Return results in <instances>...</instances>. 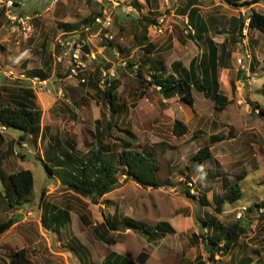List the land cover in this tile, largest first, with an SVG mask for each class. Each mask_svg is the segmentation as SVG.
I'll return each instance as SVG.
<instances>
[{"label": "rangeland", "instance_id": "rangeland-1", "mask_svg": "<svg viewBox=\"0 0 264 264\" xmlns=\"http://www.w3.org/2000/svg\"><path fill=\"white\" fill-rule=\"evenodd\" d=\"M17 1L13 12L29 16L34 32L28 38L13 32L6 9L1 11L4 4H0V108L9 102L8 93L22 91L20 82L30 69L46 68L48 62L54 78L51 84L31 85L36 93L33 100L42 111L41 125L49 127L42 146L38 145L39 138L35 147L29 145L27 149L14 143L12 134H21L17 129L9 128L1 135L0 177L30 169L35 183L32 193L23 198L10 190L15 208H11L6 197H0V201L4 200L0 222L16 213L22 216L0 236V264H9L12 255L21 248L27 249L32 264H94L111 250L134 260L144 258L145 264H264V211L256 206L264 203V114L258 109V106L264 109V32L248 28L247 35L237 31L232 36L230 31L235 19L242 17L247 23L251 13L264 14V0H247L252 3L240 6L226 0H200L201 14L210 26L208 37L218 49L226 40V47L233 54L232 61L225 55L219 57L218 66H212L208 75L211 83L213 72L217 74L220 92L230 100L222 111H217L212 99L196 89L191 107L179 95L167 99L155 85L139 82V68L150 80L147 66L152 60L164 73L163 66L170 72L174 60L189 66L192 58L201 59L209 51L207 38L190 37L194 33L177 16L180 14L177 9L185 0ZM98 14H102L104 21L105 16L110 17L111 25L96 23V19L91 26L83 24L86 18H97ZM66 26H72L73 30L67 31ZM143 37L154 44L151 53L140 43ZM83 38L90 44L89 56L85 54L82 58L88 78L85 85L70 75L69 53L74 46L62 45L68 40L84 42ZM106 79L120 82L116 97L124 107L123 112L112 113L106 102ZM92 81L98 87H93ZM141 90L146 94L136 98ZM112 114L113 127L108 129ZM176 120L188 127L185 135L174 134ZM126 129L136 135L137 146L158 159L161 165L158 177L163 184L160 188L143 187L128 179L124 169L119 168L122 185L95 203L68 189L45 166L49 143L54 144L47 141L49 137L60 140L57 155L68 152L76 162L75 157L81 158L98 144V133L103 134L105 143H112L124 138ZM221 135L224 140L211 143L212 136ZM69 144H74L75 149L71 151ZM206 145H210V157L203 162L194 160L199 149ZM28 149L32 152L28 153ZM191 182L193 187L189 185ZM224 182L239 183L242 195L217 208L214 196L223 194ZM187 188L191 194L196 190L197 197L206 196L208 205L185 195ZM44 203L69 211L71 220L60 231L46 228L42 222ZM114 215L151 226L169 221L175 232L153 237L124 225L116 229L106 225V230L100 227L95 231L96 225ZM204 220H209V228ZM236 223L243 225L245 233L229 253L219 252L211 259L212 248L223 246L225 240L221 237L215 247L209 246L204 238L223 236L216 227L227 228ZM76 240L89 253L84 250L79 253Z\"/></svg>", "mask_w": 264, "mask_h": 264}, {"label": "trees", "instance_id": "trees-1", "mask_svg": "<svg viewBox=\"0 0 264 264\" xmlns=\"http://www.w3.org/2000/svg\"><path fill=\"white\" fill-rule=\"evenodd\" d=\"M198 0H189L190 6L197 4ZM228 3L233 5H247L251 4V1L247 0H226ZM18 2L16 3V6ZM196 12L198 9L193 8ZM4 7H1V11H4ZM18 14V13H16ZM21 16L22 14H18ZM101 16L102 14H98ZM249 27L251 29H257L264 32V14L259 12L251 13L248 17ZM96 16H89L83 22L85 26H91L94 23ZM245 18L239 17L235 19V25L230 26V31L232 36H235L237 31L242 34L243 28L245 26ZM205 31L208 34L209 29L206 24H203ZM144 27H146L144 25ZM201 28V25H200ZM67 31H72V26H66ZM82 36H85L86 32H82ZM197 34V30L195 31ZM195 34H189L190 37L196 38ZM147 37L140 39V43L145 46L146 50L151 53L155 48L150 42H146ZM83 51L88 53L90 44L87 40H84ZM207 41L209 44L210 55L204 56L202 60L194 58L188 67L184 66L181 61H174L171 64V71L168 73L166 68H164V73H160V68L157 67L156 71L150 72V80H146V75L141 68L138 70V76L140 78V83L155 85L159 87L163 96L167 99H171L180 95L181 99L185 101L191 107L194 106L195 99L193 96V89L204 93L210 97L214 103V108L217 111L224 110L230 103V100L226 95L220 92V83L218 76L213 72L212 82L210 83V78L208 75L210 68L212 66H218L221 56L224 54H229L226 51L227 41L225 40L221 44V54H218V46L215 44L212 38L207 36ZM79 43L75 41V44ZM46 68H33L28 71L26 79L21 80L20 84L23 86L20 92H11L9 94V102L0 108V124L6 125L8 128L17 129L21 132L20 138L18 139L19 145L23 142H34L37 144L38 138L45 136L44 130L41 126L42 111L37 106L36 102L33 100L36 98V93L32 89V79L34 77H39L42 81H47L51 77L52 67L48 62L45 63ZM130 65H133L129 62ZM110 68V67H109ZM79 80V83L85 85L88 81L85 72H80L78 76L75 77ZM85 79V81H80ZM104 98L109 104L112 113L123 112L122 106L117 102L116 91L119 87L120 82L117 79H112L111 82L106 79ZM93 87H98L93 81L90 83ZM145 91L141 90L135 97H143ZM261 113L264 114V109L258 106ZM113 114L108 123V129L113 127ZM188 127L180 120H176L173 126V132L176 136H183L187 133ZM126 136L124 138H119V140H114L112 143H105L103 141V134L100 132L97 134L96 138L98 144L92 146L87 153L83 154L81 158H77L76 162L70 153L62 151L61 156L57 155L56 151L59 149L60 140L55 138H50L54 141V144L49 143V149L45 156V166L51 174L58 175L61 178V182L73 192L83 196L89 197L93 202L97 203L100 198L104 195L112 192L113 190L119 188L122 183L119 179L118 172L119 168L124 169V173L127 174L128 179H133L143 187L160 188L163 186L162 182L158 177V172L161 165L158 159L154 158L152 152L146 151L136 145L135 141L137 139L136 135L130 130H125ZM225 139V136H212V144L220 142ZM56 142V143H55ZM57 146V147H56ZM71 151L75 149L74 144H69ZM211 155L210 145H206L199 149L194 157V160L203 162ZM49 159V160H48ZM54 165L51 168L49 163ZM243 176H240L239 180H242ZM12 191L19 198L26 197L32 193L34 188V174L31 170H20L18 172L12 173L9 176ZM224 181H227L224 179ZM224 192L220 196H214V200L217 204V208L226 201L234 202L242 195V188L239 183L229 184V182H224ZM185 195L192 198H199L200 203L203 205H208L205 200L206 196L197 197L195 194H191L190 189L187 188L184 191ZM9 205L11 208H15L12 201L11 194H7ZM50 205V204H49ZM51 206V205H50ZM257 207H264V203L256 204ZM47 208L46 216L43 218L44 223L53 224L51 229L60 231L62 227L66 225L67 222L71 220V216L68 210L58 209L56 206H51ZM65 217V220L62 218ZM22 219V216L18 213L13 214L6 221L0 222V236L7 231H9L16 223ZM113 229L118 228L120 225H124L128 229H138L143 231L145 234L153 237H164L167 234H172L175 232L174 227L168 221H161L155 226H151L148 223L136 220L130 217L118 218L114 215L113 220H105ZM204 224L209 228V220H204ZM215 228V226H214ZM221 229L223 236L214 235L206 236L205 241H208L209 246H218L221 237L225 240L223 246L217 247V249L211 250V259H214L216 253L222 252L223 254L229 253L233 246L238 243L239 238L243 233H245V228L242 224L236 223L232 226L224 228L222 226L216 227V229ZM205 234H202V236ZM75 245L79 247L83 253L82 244L76 240ZM85 254L87 252L84 250ZM9 264H32V260L28 254L26 248H21L15 251L12 255ZM98 264V263H94ZM102 264H145L144 258L130 259L122 254L115 251H111L104 258Z\"/></svg>", "mask_w": 264, "mask_h": 264}, {"label": "crops", "instance_id": "crops-1", "mask_svg": "<svg viewBox=\"0 0 264 264\" xmlns=\"http://www.w3.org/2000/svg\"><path fill=\"white\" fill-rule=\"evenodd\" d=\"M139 6H140V2H139ZM200 0H198L197 1V4L196 5H194V6H190V3H189V0H185L184 1V3H183V6L180 8H178L177 9V11L179 10V13L180 14H178L177 16L179 17V18H183L184 19V21L186 22V25L187 24H189L191 27H192V29L194 30V34H195V31L197 30V34H195V39H202L203 40V38H207L206 36H208V34L206 33V31H205V27L203 26V24H206L207 26H208V29L210 28V26H209V24L207 23V19L206 18H203V16H202V14H201V11H200ZM194 7H196L197 9H198V12H196V14H195V11H194ZM130 18L131 19H134L132 16H130ZM200 25H201V28H200ZM143 27H144V25H143ZM145 29L147 28V27H144ZM208 32H210V29H209V31ZM69 34H71L72 32H68ZM139 35V34H138ZM69 41V40H68ZM75 41H77V40H75ZM74 41V42H75ZM88 41V40H87ZM225 41V40H224ZM146 42H148V41H146ZM151 43V42H150ZM152 45H154V44H152ZM223 49V47L221 48H219V51H218V54L220 55L221 54V50ZM153 50H155V48L153 49ZM226 51L229 53V54H224L225 56H228V57H230L231 58V61H232V56H233V54L227 49V47H226ZM208 55H210V49H209V51L207 52V53H203L202 54V58L205 56H208ZM223 55V56H224ZM89 56V55H88ZM194 58H197V57H194ZM194 58H192V60L194 59ZM202 58L201 59H199V58H197L198 60H202ZM191 60V61H192ZM174 61H179V60H174ZM173 61V62H174ZM190 61V62H191ZM172 62V63H173ZM220 62V61H219ZM171 63V64H172ZM171 64H170V68H171ZM190 64V63H189ZM184 65V64H183ZM185 66V65H184ZM148 67V69H150V72L151 71H156V69H157V67H158V65H156L155 64V60H152L151 61V64L149 65V66H147ZM186 67H188V66H186ZM225 68H227V67H225ZM171 71V70H170ZM169 73V72H168ZM54 77L51 75V77L47 80V82L48 83H52V79H53ZM218 80H219V77H218ZM219 83H220V81H219ZM221 86V85H220ZM220 89H221V87H220ZM202 93V92H201ZM204 94V93H203ZM205 95V94H204ZM178 96V95H177ZM176 96V97H177ZM180 96V95H179ZM205 96H207V95H205ZM208 97V96H207ZM41 122H42V117H41ZM42 126V125H41ZM42 130H44V133L45 132H47L48 130H49V127L47 126V127H45V126H43L42 127ZM21 135V134H20ZM20 135L19 136H16V135H14V134H12V137L14 138V139H16L15 140V142L14 143H18V140L17 139H19L20 138ZM44 136L42 137H40L39 138V143H38V145H39V147H41L42 146V144H43V141H44ZM51 137H49V139L47 140V141H51V139H50ZM27 144H28V146L30 145L31 147L32 146H36L37 144L36 143H32V141H28V142H26ZM56 143V142H55ZM3 144V139H2V136L0 135V145H2ZM11 144H12V141H11ZM19 144V143H18ZM25 148V147H24ZM27 149V148H26ZM28 153H31L32 152V150L31 149H28V151H27ZM24 157H26V153H24ZM22 170H26V169H22ZM30 170V169H29ZM11 174H8V176H7V178L6 177H3V178H1L0 177V197H2L3 199H4V197H6L7 196V194H11L10 193V190H12V187H11V183H10V180H9V176H10ZM1 200L0 201V206L2 207H4V200ZM52 206V205H51ZM50 205H49V203H44V204H42V210H43V214H42V222H43V218L46 216V212H48L50 209L52 210V207H51ZM47 208H50L48 211H47ZM53 211V210H52ZM9 212H11V210L10 211H8V213ZM20 215V214H19ZM114 217V216H113ZM113 217H112V219H110L109 217H107V219H109L110 221H112L113 220ZM24 218V217H23ZM105 220H106V218H105ZM105 220H104V222H101L100 224H98V225H96L95 226V231H97V230H100V227H106V225H108V226H110L108 223H106L105 222ZM169 222V221H168ZM170 223V222H169ZM171 224V223H170ZM44 225L46 226V228H50L51 229V227L53 226V224H49V223H44ZM172 225V224H171ZM52 230V229H51ZM104 230H106V228L104 229ZM101 238H102V240L104 241V242H107L106 240H104V238L101 236ZM79 241V240H78ZM80 242V241H79ZM81 244H82V246H83V250H85V249H87L86 248V246L82 243V242H80ZM107 244H108V242H107ZM111 251H115V250H111ZM111 251H109V252H111ZM78 252L79 253H82L81 252V250L79 249V247H78ZM108 252V253H109ZM115 252H117V251H115ZM87 253H89V251L87 250ZM108 253L102 258V260L100 261V262H97L98 264H102V262H103V260H104V258L108 255ZM117 253H119V252H117ZM119 254H121V253H119ZM123 255V254H122ZM127 257V256H126ZM88 258V260H89V257H87ZM84 259L86 260V261H88L87 259H86V257H84Z\"/></svg>", "mask_w": 264, "mask_h": 264}, {"label": "built area", "instance_id": "built-area-1", "mask_svg": "<svg viewBox=\"0 0 264 264\" xmlns=\"http://www.w3.org/2000/svg\"><path fill=\"white\" fill-rule=\"evenodd\" d=\"M18 1L17 0H0V4L3 3V7L6 9V13H7V17L8 20L10 21V26H11V30L13 32H18L19 36L28 38L30 37L33 32H34V26L32 24V19L29 16H19L18 14L14 13L13 10L16 6V3ZM19 3V2H18ZM106 19L105 21L102 19V16H98L96 18V23H101L104 24L106 26L111 25V20L110 17L105 16ZM106 23V24H105ZM188 29H192V27L188 24ZM247 33V28L244 30V34ZM112 38V36H110ZM74 43V44H73ZM62 45H72L74 47H72V49H70V53H69V57L71 60V68H70V75L72 77H76L78 76V74L80 72H84V62L82 60L83 58V46L84 43H76L75 42H71V41H67V42H62ZM88 56V54H86ZM250 57V56H249ZM239 63H242V60L239 59ZM80 81H85V79H81ZM33 83H37L39 86L43 85V84H47V81H42L40 80L39 77H34L32 79ZM8 132V127L4 124H0V135H4ZM23 147H27L28 144L27 143H23L22 144ZM18 152H16L17 154ZM190 186L193 187L192 183H189ZM193 193L196 194L198 192H196V190H193ZM246 210V208H244ZM261 212L264 211V208H260L259 209ZM241 213L238 214V217H241Z\"/></svg>", "mask_w": 264, "mask_h": 264}, {"label": "clouds", "instance_id": "clouds-1", "mask_svg": "<svg viewBox=\"0 0 264 264\" xmlns=\"http://www.w3.org/2000/svg\"><path fill=\"white\" fill-rule=\"evenodd\" d=\"M247 20H248V22H247V23L245 22V26H244V28H243V31L247 28V33H248V28H250V27H249V19H247ZM187 28H188V24H187ZM189 31L192 32V33H194V30H193V29H191V30L189 29ZM243 31H242V35H243ZM247 33L244 34L243 36L247 35ZM85 54H88V53H84L83 55H85ZM88 55H89V54H88ZM249 56H250V55H249ZM241 60H242V59H241ZM242 61H243V60H242ZM157 88L159 89V87H157ZM8 130H9V128H8ZM4 135H5V134H4ZM23 143H26V142H23ZM23 143H21V145H20L21 147H23V146H22ZM27 147H29V146H27ZM27 147H25V148H27ZM191 183H192V182H191ZM192 184H193V183H192ZM192 189H193V188H192ZM244 208H246V210H245ZM242 210H243V211H248V208H247V207H242ZM240 213H241V215H242V212H240ZM238 214H239V213H238ZM239 218H241V217H239Z\"/></svg>", "mask_w": 264, "mask_h": 264}]
</instances>
